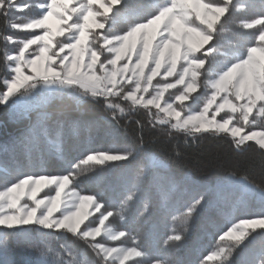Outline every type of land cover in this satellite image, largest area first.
Masks as SVG:
<instances>
[{"label": "snow or ice", "instance_id": "6c2138e0", "mask_svg": "<svg viewBox=\"0 0 264 264\" xmlns=\"http://www.w3.org/2000/svg\"><path fill=\"white\" fill-rule=\"evenodd\" d=\"M0 19L6 73L0 106H8L12 118L30 120L0 145V156L12 158L11 165L0 160V250L16 238L39 252L35 264H180L151 257L128 228L127 213L147 171L163 168L161 160L147 157L115 211L101 194L80 189L82 176L95 173L92 182L99 186L115 162L140 155L144 124L136 121L141 135L135 146L73 157L64 150L65 121L46 106L66 95L78 105H99L106 122L116 123L143 110L147 125L170 139L173 133L186 142L225 139L237 154L254 149L264 168V0H0ZM121 23L126 27L117 30ZM80 126L71 122L69 133L78 134ZM51 159L58 171L48 170ZM226 189L240 196L225 201L220 194ZM175 191L173 184L162 194L172 219L164 247L175 243L179 252L206 198L174 209L169 197ZM205 192L216 194V214L204 219L201 234L215 239L198 264H264V186L229 169ZM148 210L145 201L139 215Z\"/></svg>", "mask_w": 264, "mask_h": 264}, {"label": "trees", "instance_id": "16d2710c", "mask_svg": "<svg viewBox=\"0 0 264 264\" xmlns=\"http://www.w3.org/2000/svg\"><path fill=\"white\" fill-rule=\"evenodd\" d=\"M32 13H17V16L30 15ZM236 19H239L237 17ZM3 20L0 19V27ZM126 25L118 24L117 30L124 29ZM241 31L240 29H236ZM9 35L15 37H25L28 35L22 31H8ZM248 35L247 31L244 32ZM0 47H3L0 44ZM13 49L14 45H8ZM6 75L4 69L0 67V78ZM46 111L53 117H60L65 121V153L78 157L86 150H109L121 146H135L141 135V129L136 121L144 124L142 130L143 149L136 159L123 162H115V166L107 173L104 183L97 186L92 182L95 173L82 176L79 180L80 189L87 194H101L100 198L111 201L112 210L119 208V201L122 199L125 188L134 178L138 169L148 163L147 157L158 158L165 164L169 172L175 178L190 176L197 181L221 180L228 174V170H234L237 174L247 172L250 180L264 186V168L261 167V157L254 149L237 154L232 145L225 139L206 136L203 139L192 141L191 138L185 140L183 134L173 133L172 138H168L157 129H152L147 125V117L143 110L133 114L131 120L121 119L119 123L114 121L106 122V113L102 107L92 103L77 104L69 96H56L49 100ZM36 120V112L31 113V121ZM73 121L81 122L78 134L69 133V125ZM91 122V123H90ZM30 123L27 118H12L8 106H0V145L10 141ZM41 147L45 149L47 158L48 146L41 142ZM17 159L22 165L27 161L23 156ZM0 160L12 164L11 156H0ZM48 170L58 171V162L55 159L49 161ZM156 168L147 171L146 178L138 199L132 205L131 211L127 213L129 218L128 228L134 236L138 237L140 245L150 254L171 260L180 261V264H198L199 258L211 250L215 237L211 243H207V237H202L200 225L204 219L216 213H199L193 219V230L182 242L183 247L179 252L175 251V243L164 247V240L170 233L172 219L170 212L162 207V195L154 194L151 187L152 179L156 176ZM147 201L149 210L144 216L139 215L143 210L144 202ZM99 215V214H97ZM116 224L118 218H110ZM221 222L222 221H218ZM54 248H59L56 241H49ZM130 243V241H129ZM83 248V245H79ZM259 251V244L252 249V255ZM91 257V253H88ZM39 258V252L31 250L24 242H18L16 238H11L7 251L0 250V264H35ZM238 259V257H236Z\"/></svg>", "mask_w": 264, "mask_h": 264}, {"label": "rangeland", "instance_id": "374dc122", "mask_svg": "<svg viewBox=\"0 0 264 264\" xmlns=\"http://www.w3.org/2000/svg\"><path fill=\"white\" fill-rule=\"evenodd\" d=\"M153 111H155V109H153ZM155 174L156 176L152 179L151 187L153 188V190H155L154 194H156V196L160 197V195H162L170 185H176L175 193L169 197V204L172 208L183 209V207L194 198L201 194H204L206 202L201 208L200 213H216V194L206 193L205 188L206 186L218 183L220 180L210 182L197 181L192 179L190 176L175 178L173 174L169 172V169L165 164H163V168H156ZM220 195L224 198L225 201L231 202L236 200L240 196V193L238 191H233L232 189H226ZM252 207L255 208L258 206L253 204ZM236 215L237 217H239L243 215V213L237 212ZM212 241L207 238V243H211Z\"/></svg>", "mask_w": 264, "mask_h": 264}]
</instances>
